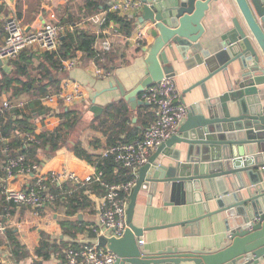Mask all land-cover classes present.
Listing matches in <instances>:
<instances>
[{"label":"water","instance_id":"1","mask_svg":"<svg viewBox=\"0 0 264 264\" xmlns=\"http://www.w3.org/2000/svg\"><path fill=\"white\" fill-rule=\"evenodd\" d=\"M218 2L230 8V0H168L158 6L140 0L137 22L150 25L153 40L133 63L114 69L115 84L105 89L117 88L134 108L145 103L137 97L149 85L174 75L178 57L186 68L206 74L189 88H198L201 100L188 106L177 133L139 167L123 235L97 238L115 255L112 264H264V0H233L243 23L233 15L231 29L212 50L202 21ZM209 81L213 89L223 83L225 90L211 96ZM94 101L95 96L89 110L97 115L102 107ZM141 189L149 199L160 194L165 205L200 204L203 211L179 222L137 226L133 215ZM218 214H224L223 239L210 247L139 243L147 230L198 225Z\"/></svg>","mask_w":264,"mask_h":264},{"label":"crops","instance_id":"2","mask_svg":"<svg viewBox=\"0 0 264 264\" xmlns=\"http://www.w3.org/2000/svg\"><path fill=\"white\" fill-rule=\"evenodd\" d=\"M116 1L118 0H0V42L4 38L3 20L14 13L26 30L39 28L45 22H49L65 27L61 38L75 30L92 33L95 35L92 48L96 54L97 51H100L101 40L108 38L112 43L105 62L100 64L111 72V75L106 78L95 75L97 56L95 58L87 57L80 51L76 52L75 57H72L76 60V64L65 70L60 69V65L58 69H55L49 62L48 54L54 53L57 48L48 51L38 46H29L23 49L16 58L4 61L2 63V80H4L0 94L13 106L6 119L9 116L15 119L22 115H28L34 126L33 134L37 136L43 130H52L60 123L58 113L61 108H65V110L69 108L77 113V109H81L80 106H83L81 114L78 112L79 121H89L88 128L90 130L84 134V139L82 137L80 141L83 147L93 154L92 159L95 160L99 154L102 155V152L111 146L108 144L107 136L95 128L99 125L98 118L103 115V111L109 103L124 102L128 107L131 121L127 126L137 127L140 131L144 130L153 118L149 106L144 103L136 104L134 108H131L117 88L105 89L110 87L111 83L115 84L114 69L133 63L135 58L141 56V47L144 44H150L153 40L149 34L150 25L146 22L142 24L137 22L140 7L133 6L119 10L110 8L109 2ZM134 1L140 3V0ZM147 1L158 6L168 0ZM230 1V8L221 2L213 3L202 21L205 27V36H210L213 41L212 50L220 46V36L231 29V17L236 15L241 20L233 0ZM110 13L134 20V27L129 35L119 31V24L108 18ZM61 19L65 22H61ZM241 22L243 23L242 20ZM71 25L74 28H70ZM138 34L141 35L139 40L137 39ZM63 60L60 61V64ZM173 68L174 75L172 77L181 93L182 102L188 107L201 100L200 90L198 88L190 90L189 88L197 78L206 74L205 71L186 68L179 57L177 61H173ZM47 78H50L52 83H48ZM23 83L27 84L25 89ZM46 83L47 85H45ZM210 83L211 81L207 85L211 96L225 90L223 83L218 89H213ZM41 85H45L44 89H46L42 93L38 89L39 86L42 87ZM64 85H67L69 91H74V88L77 87L81 92V96L73 104L63 106L61 103L47 104L42 101L45 94L54 92ZM94 96V103L102 107L101 112L97 115L89 110ZM137 98L141 100L140 95ZM34 99L39 103L36 109L29 105ZM41 106L47 109L46 114L38 113V107ZM146 113L149 114L148 118L144 116ZM119 133H121L119 138H124L125 131ZM21 134L23 133H18L19 136ZM6 138L9 142L10 137ZM0 142V169L3 172L0 176V194L3 195L2 190L5 187L26 188L32 183L34 175L17 174L16 172L13 177L7 178L5 172L7 155L3 152L4 143ZM23 142L24 147H27L30 141L24 139ZM10 154L11 157L22 155L27 161L26 156L19 153L18 149L13 151L10 148ZM33 158L35 160H28L26 163H38L41 173L66 167L83 177L94 169V166L77 158L69 146H63L53 153L48 149L40 148L37 149ZM118 169L116 166L114 172L116 173ZM260 173L262 179L263 172L260 170ZM243 177L246 180L244 174ZM54 190L55 186L52 188V191ZM66 191L60 192L65 193ZM102 193L85 190L84 194L90 200L91 205L71 214L67 213L66 205L57 198L52 204L32 207L14 204L5 200L3 196V200L0 202V264H65L63 251L68 245H77L84 241L97 242L98 237L91 232L89 227L96 220L94 207ZM209 205L210 209L216 208L214 201L209 202ZM202 211L200 204L165 205L160 194L149 199L147 192L141 189L136 200L133 223L140 227L164 225L192 218ZM223 217L224 214H218L212 218L201 220L198 225H172L147 230L139 239H143L144 246L153 242L158 247L176 244L210 247L214 241L218 242L223 239L222 225L219 224ZM62 222L67 223L66 229L61 226ZM71 232H74L75 235H72ZM13 241L18 243L20 249L14 251ZM41 241H45L49 245L48 248H41Z\"/></svg>","mask_w":264,"mask_h":264},{"label":"built area","instance_id":"3","mask_svg":"<svg viewBox=\"0 0 264 264\" xmlns=\"http://www.w3.org/2000/svg\"><path fill=\"white\" fill-rule=\"evenodd\" d=\"M109 6L114 10H119L141 5L134 0H118L109 2ZM2 28L4 38L0 42V83L4 61L16 58L23 49L29 46H38L48 51L55 50L59 47L60 38L65 31L63 25L49 22H45L39 28L26 30L14 13L3 20ZM70 28H74V26L71 25ZM140 38L141 35L138 34L137 39ZM111 47L112 43L108 38L101 40L95 68V75L98 77L106 78L111 75L108 68L100 65L105 62ZM75 64L74 58H68L61 62L60 69H69ZM80 96L81 92L77 87L74 88V91H69L67 85H64L54 92L45 94L42 101L47 104L61 103L63 106H68ZM140 98L149 106L153 118L144 128L140 137L131 141H118L102 152V156L112 155L116 164L127 169L131 175L128 180L110 183L101 179V172L97 171L95 167L92 172L83 177L66 167L41 173L38 163H25V158L22 155L11 157L10 147L7 144V138L2 134V128L6 116L13 106L0 94V141L4 143L3 152L7 155L6 177L11 178L16 172L17 174L34 175L32 183L24 189L3 188L2 193L5 200L17 205L41 207L54 203L56 198L63 194L60 191H52L53 186L60 187L65 182L85 186L91 182H99L103 193L94 207L96 220L89 228L96 237H121L127 227L126 209L139 167L147 163L150 155L162 142L177 133L188 111L171 75H165L158 83L149 85L141 92ZM25 136L27 141L39 142L34 134L27 133ZM260 170L263 172L262 181L264 182V166ZM139 243L143 244V239H139ZM63 252L65 264H112L115 260V255L104 246L99 245L98 242L84 241L77 245H68Z\"/></svg>","mask_w":264,"mask_h":264},{"label":"trees","instance_id":"4","mask_svg":"<svg viewBox=\"0 0 264 264\" xmlns=\"http://www.w3.org/2000/svg\"><path fill=\"white\" fill-rule=\"evenodd\" d=\"M108 18L112 19L114 22L119 24V31L125 35H129L134 27V20L126 17L118 16L117 14L110 13ZM61 22H65L61 19ZM95 35L87 31L75 30L73 33L66 34L64 37L60 38V45L54 53L48 54L49 62L52 67L55 69L59 68L60 61L68 58L75 57L76 52L80 51L87 57L97 56L96 52L92 48V43L94 42ZM47 78L48 83L52 81ZM4 80V79H3ZM3 80L0 83V90L3 87ZM30 80V78H29ZM5 78V83H6ZM47 85V83L45 84ZM45 85L39 86V91L42 93L45 91ZM24 89L27 84L23 83ZM20 91V89H18ZM32 108L39 106L37 100H32L29 104ZM34 109V111H36ZM39 114H46L47 109L41 106L38 107ZM128 107L122 102H112L109 103L104 111L103 115L98 118L99 125L95 127L98 128L104 135L107 136L108 144L112 145L118 141H131L137 137H140L142 131L138 130L137 127L127 126L129 124L130 118L128 115ZM60 118V123L53 128L52 130H43L35 137L39 140V144L34 142H29L27 147H24V139H26L25 134H33L34 126L29 120L28 115H22L21 117L12 119V116H9L2 128V134L6 137H10L8 146L14 151L18 149L19 153L26 156L28 160H35L33 158L37 149H48L49 152H55L63 146H69L73 154L88 164L94 166L97 171L101 172V179L105 182H119L128 180L131 178L129 171L125 168H122L116 164L112 155L102 156L99 154V157L95 160L92 159V155L87 149L83 147L80 140L70 142V136L72 131L76 128L79 121V113L75 110L61 108L58 113ZM145 117H149V114L146 113ZM126 126V127H125ZM125 131L124 138H119V132ZM18 133H23L21 136ZM1 147V142H0ZM14 154V153H13ZM118 166V171L115 173L114 168ZM3 174L2 169H0V176ZM68 190L65 193L57 197L58 200L62 201L67 207V213L71 214L75 211L88 207L91 205L90 200L84 194L85 190L101 194L103 188L99 182H91L87 186H82L79 184H71L70 182H65L60 187L55 186L54 191ZM1 191V188H0ZM3 200V195L0 194V202ZM66 222H62L61 226L66 229ZM77 230V229H76ZM72 235H75L74 232H71ZM14 251L20 249V246L16 241H13ZM48 244L45 241H41V248L47 247Z\"/></svg>","mask_w":264,"mask_h":264},{"label":"rangeland","instance_id":"5","mask_svg":"<svg viewBox=\"0 0 264 264\" xmlns=\"http://www.w3.org/2000/svg\"><path fill=\"white\" fill-rule=\"evenodd\" d=\"M80 108L81 109H77V110L81 114V110H83L84 108H83V106H80ZM89 124H90L89 121H85V120L80 121L77 124L76 128L71 133L70 142H72V141L74 142L76 140H82V137L84 139V134H87L88 133V130H90V128H88ZM94 124H97V123H94ZM90 132H91V134H93L92 131H90ZM87 136L89 137V134Z\"/></svg>","mask_w":264,"mask_h":264}]
</instances>
